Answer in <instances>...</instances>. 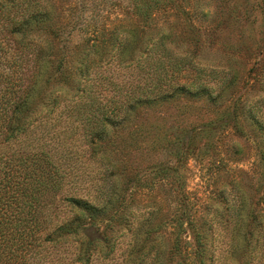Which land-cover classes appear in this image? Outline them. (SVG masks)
<instances>
[{
	"label": "rangeland",
	"instance_id": "obj_1",
	"mask_svg": "<svg viewBox=\"0 0 264 264\" xmlns=\"http://www.w3.org/2000/svg\"><path fill=\"white\" fill-rule=\"evenodd\" d=\"M37 1L52 17L54 31L37 42L40 61L54 62L55 91L70 99L75 70L96 61L90 83L100 98H162L135 113L138 136L119 133L110 147L128 208L114 221L111 258L103 247L92 264H133L145 244L153 246L142 264L194 263L184 242L200 234L214 264H240L246 239L264 238V0ZM149 37L151 56L132 64L123 51L135 40L140 56ZM60 61L67 66L57 72ZM76 158L87 161L78 174L97 170L88 154ZM257 255L252 264H264Z\"/></svg>",
	"mask_w": 264,
	"mask_h": 264
},
{
	"label": "trees",
	"instance_id": "obj_2",
	"mask_svg": "<svg viewBox=\"0 0 264 264\" xmlns=\"http://www.w3.org/2000/svg\"><path fill=\"white\" fill-rule=\"evenodd\" d=\"M41 6L37 0H0V264H92L103 247V258H111L117 239L110 235L114 221L128 208L110 147L119 133L128 139L138 136L139 130L129 127L135 113L162 98L129 92L100 98L90 83L96 61H82L75 70L78 81L70 99L55 91L50 85L54 62L40 61L37 39L54 31L50 13ZM136 46L134 40L123 52H130L131 63L137 61L140 67L155 43L149 37L140 56ZM63 66L67 64L60 61L54 70L60 72ZM72 78L67 75L61 82ZM87 154L98 166L83 174L87 161L79 167L76 156ZM99 222L105 223L103 230ZM177 242L178 249L180 239ZM184 243L195 247L194 263L178 264H214L205 255L207 244L201 234L193 243ZM152 246L136 249L133 264H142ZM245 248L240 264L256 263L258 251L264 254V238L253 245L246 239Z\"/></svg>",
	"mask_w": 264,
	"mask_h": 264
}]
</instances>
